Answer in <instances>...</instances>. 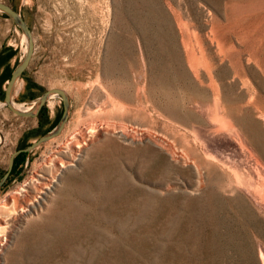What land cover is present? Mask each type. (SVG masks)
Masks as SVG:
<instances>
[{
	"label": "rangeland",
	"instance_id": "obj_1",
	"mask_svg": "<svg viewBox=\"0 0 264 264\" xmlns=\"http://www.w3.org/2000/svg\"><path fill=\"white\" fill-rule=\"evenodd\" d=\"M2 1L33 35L15 105L58 86L70 113L14 157L0 264H263L264 208L238 176L264 174V0ZM24 47L0 11V101ZM61 111L57 94L0 109V177Z\"/></svg>",
	"mask_w": 264,
	"mask_h": 264
},
{
	"label": "water",
	"instance_id": "obj_2",
	"mask_svg": "<svg viewBox=\"0 0 264 264\" xmlns=\"http://www.w3.org/2000/svg\"><path fill=\"white\" fill-rule=\"evenodd\" d=\"M0 11L5 13L7 17H9L16 25L19 26V28L22 31L23 39L25 40V47L23 54L19 59V61L12 68L10 76L6 81L4 87L3 99L0 101V109H2L5 105H7L17 115L35 116L37 115V113L39 112L40 108L45 103V101L48 99V97H50L51 93H55L59 95L61 97V102H62L61 114L57 122L50 129H48L46 132L42 133L37 138L30 141L25 146L19 147L11 152L8 158L7 170L0 177V189H1L3 181L6 179L13 166L14 157L18 153L31 151L39 144L45 142L51 137L56 136L62 130L70 113V98L65 89L58 86H52L42 91L34 100L31 107L28 109H21L13 104L15 103L13 100L14 85L17 82L20 75L22 74V72L28 66L33 53V48H34L33 35L26 20L23 18L20 12L17 9H15L12 5H10L5 1L0 0ZM1 140H2V136L0 133V143Z\"/></svg>",
	"mask_w": 264,
	"mask_h": 264
},
{
	"label": "bare ground",
	"instance_id": "obj_3",
	"mask_svg": "<svg viewBox=\"0 0 264 264\" xmlns=\"http://www.w3.org/2000/svg\"><path fill=\"white\" fill-rule=\"evenodd\" d=\"M55 93H51L50 96L54 95ZM15 105V103H13ZM16 106V105H15ZM18 108H21V109H28L27 107H21V106H16ZM218 110V109H217ZM215 119L217 120V125L223 129L225 131L226 134H228L229 136L233 137L237 142L238 144L243 148V145H242V140L240 139L239 137V134H238V131L234 128V125L233 123L227 118V117H224L223 115L219 114V113H215ZM231 119V118H230ZM214 125V123H213ZM236 126V125H235ZM241 135V134H240ZM246 144V142H245ZM81 146V145H79ZM248 146V145H247ZM246 153V152H245ZM64 154V153H63ZM64 156V155H63ZM227 161V160H226ZM260 161V160H259ZM230 162V161H229ZM68 163V162H67ZM257 164V161L255 162ZM61 165L63 166L64 164L61 162ZM258 165V164H257ZM66 166V165H65ZM64 166V167H65ZM258 167V166H257ZM262 171V170H261ZM237 172H239V170L237 169ZM236 172V173H237ZM239 179L241 180V182L243 184H245L247 187V191L251 194L252 196V199L255 203L258 204V206L264 208V174L261 176V175H258V180L256 181H250L251 178L249 177L248 178V175L247 177L243 176L244 174H242V172H239ZM248 173V172H247ZM40 176L42 178H45L46 177V174L45 173H42L40 174ZM39 176V178H35L34 181L31 182L30 185L28 184H25L26 187H28L27 189L24 188V191L28 192L29 196H30V193H29V189H33L35 188L37 185H41V182L43 181L41 179V177ZM55 179V178H54ZM253 180V179H252ZM255 180V179H254ZM54 181V180H53ZM42 184H45L44 188L45 189H51V183H42ZM244 185V186H245ZM43 186V185H42ZM42 193H44V191H42ZM8 196V195H7ZM18 203V202H17ZM16 204V203H15ZM257 206V207H258ZM260 209V208H259ZM264 211V209H263ZM3 228V226L0 225V229ZM4 241L2 240V243L0 244V252L4 246ZM4 250V248H3ZM1 254V253H0ZM1 257V256H0ZM261 260H262V263L264 264V256L261 255Z\"/></svg>",
	"mask_w": 264,
	"mask_h": 264
},
{
	"label": "trees",
	"instance_id": "obj_4",
	"mask_svg": "<svg viewBox=\"0 0 264 264\" xmlns=\"http://www.w3.org/2000/svg\"><path fill=\"white\" fill-rule=\"evenodd\" d=\"M23 153V152H22ZM26 153V152H25Z\"/></svg>",
	"mask_w": 264,
	"mask_h": 264
}]
</instances>
